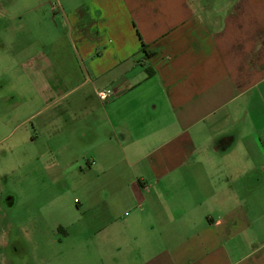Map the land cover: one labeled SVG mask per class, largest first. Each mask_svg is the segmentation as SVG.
<instances>
[{
    "label": "crops",
    "instance_id": "obj_1",
    "mask_svg": "<svg viewBox=\"0 0 264 264\" xmlns=\"http://www.w3.org/2000/svg\"><path fill=\"white\" fill-rule=\"evenodd\" d=\"M20 106L44 117L13 162L43 169L41 232L113 258L17 263L264 264V0H0V107Z\"/></svg>",
    "mask_w": 264,
    "mask_h": 264
},
{
    "label": "rangeland",
    "instance_id": "obj_2",
    "mask_svg": "<svg viewBox=\"0 0 264 264\" xmlns=\"http://www.w3.org/2000/svg\"><path fill=\"white\" fill-rule=\"evenodd\" d=\"M5 89L10 90L11 87L7 86L3 89L1 88V91ZM5 108L6 107H0V113H4L2 114L5 116L3 118L10 122V126L3 131L0 130V140L5 138V140L0 141V264H20L14 259L20 258L21 255H23L17 252L19 248L21 252H26V258H113L110 251L108 252V249L105 248V250H103L102 248L98 249L92 247L91 238L88 239V245L85 246L81 252L79 249H75L76 244L74 238L73 241L64 244L59 242L60 239L63 240V237L57 240L53 239V236L49 237L48 232H41L40 228L43 230L45 225L43 222L48 216L44 212L45 209L39 206L41 200H37L34 197V193L42 190L44 186L42 183L38 182L34 187L33 184H28L27 180L30 178H37L38 181H40V178L44 177L43 169L39 168L35 171L33 167L27 166L23 168L13 166V162L15 160L18 161L20 156L19 153L14 151V143L18 140L21 141L23 135L27 134L29 130H32L34 133V124L37 125L44 117L41 116L37 118L36 121L19 125L24 120L22 115L13 116L12 121L7 118L10 117V114L14 115L19 111L22 112L24 106H20L13 111H7ZM67 174V180L71 187L72 195L74 194L72 197L73 199L77 198L80 200L82 197L78 190L83 184L77 179L75 174L70 172ZM29 185L32 186V189H30ZM29 190L33 191L30 193ZM31 197L33 200L29 201ZM19 225L29 228H39L40 232H37V234L44 236H31L30 238L25 235L24 232L20 231V233L23 234L21 239L24 240V242H22L24 246L18 247L13 241L17 238L19 232L17 227ZM36 261L33 262L32 259H30L29 262L25 264H44V262ZM53 261V259H50L46 263H60L59 260L57 261L58 263Z\"/></svg>",
    "mask_w": 264,
    "mask_h": 264
},
{
    "label": "built area",
    "instance_id": "obj_3",
    "mask_svg": "<svg viewBox=\"0 0 264 264\" xmlns=\"http://www.w3.org/2000/svg\"><path fill=\"white\" fill-rule=\"evenodd\" d=\"M113 95V91L112 90H107V91H102L98 93V97L102 100V101H106L107 99H109V97H111Z\"/></svg>",
    "mask_w": 264,
    "mask_h": 264
}]
</instances>
